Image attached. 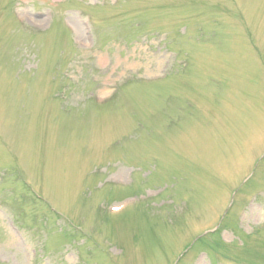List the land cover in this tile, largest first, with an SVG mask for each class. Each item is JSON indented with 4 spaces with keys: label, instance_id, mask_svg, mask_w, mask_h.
<instances>
[{
    "label": "rangeland",
    "instance_id": "1",
    "mask_svg": "<svg viewBox=\"0 0 264 264\" xmlns=\"http://www.w3.org/2000/svg\"><path fill=\"white\" fill-rule=\"evenodd\" d=\"M0 264H264V0H0Z\"/></svg>",
    "mask_w": 264,
    "mask_h": 264
}]
</instances>
